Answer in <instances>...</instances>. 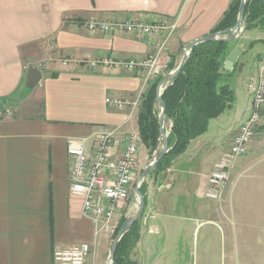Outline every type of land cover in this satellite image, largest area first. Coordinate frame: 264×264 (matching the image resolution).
Instances as JSON below:
<instances>
[{"label":"crops","instance_id":"obj_1","mask_svg":"<svg viewBox=\"0 0 264 264\" xmlns=\"http://www.w3.org/2000/svg\"><path fill=\"white\" fill-rule=\"evenodd\" d=\"M232 1L0 0V114L9 106L20 112L0 116V264H52L55 250L81 243L92 248L87 264H107L113 233L96 227L70 194L67 142L84 141L90 149L102 129L138 135V109L117 111L105 100L141 99L152 79L143 70L85 63L104 57L143 61L166 33L137 38L89 31L82 24L176 21L161 54L169 69L179 64L188 43L211 33ZM240 38L244 50L235 43ZM235 40L228 43L229 54L240 51L229 80L232 107L211 120L168 169H153L143 181L145 206L130 253L137 264L264 262V131L236 162L221 202L206 195L209 175L250 106L244 82L264 54V20ZM30 68L42 78L29 88ZM26 97L33 101L23 104ZM121 151L114 146L111 155L119 158ZM149 157L140 143L135 172ZM246 171L257 175L244 193H236L235 183Z\"/></svg>","mask_w":264,"mask_h":264},{"label":"built area","instance_id":"obj_2","mask_svg":"<svg viewBox=\"0 0 264 264\" xmlns=\"http://www.w3.org/2000/svg\"><path fill=\"white\" fill-rule=\"evenodd\" d=\"M82 25L89 31L120 32L137 38L154 37L165 31L163 40L157 43L154 52L143 61L104 57L85 63L91 68L103 65L130 71L143 70L148 80L164 75L161 54L168 38L176 31V21L168 24L164 21L147 23L131 19L90 20ZM244 85L250 106L232 135L229 148L222 154L208 178L206 195L217 202L222 199L235 163L247 153L249 143L264 124V54L257 62L255 72L245 79ZM140 100L107 97L105 102L117 111H134L139 108ZM140 143L138 135H123L119 129L100 130L91 142L90 149H87L84 141L67 142L69 192L81 200L83 215L93 220L99 229L106 228L114 233L124 205L134 193L131 180L136 170ZM117 145L122 146L119 158L111 155V149ZM91 252L88 243L57 249L53 252L52 264H87Z\"/></svg>","mask_w":264,"mask_h":264},{"label":"trees","instance_id":"obj_3","mask_svg":"<svg viewBox=\"0 0 264 264\" xmlns=\"http://www.w3.org/2000/svg\"><path fill=\"white\" fill-rule=\"evenodd\" d=\"M239 5L240 0H233L211 33L233 28L237 21ZM243 20L246 30L258 27L264 20V0H248ZM228 55L227 42L209 41L197 44L182 70L162 91L165 125L168 123L169 126L168 129L165 128L168 131V152L153 171L168 169L172 160L182 154L191 141L207 131L211 120L232 107L235 96L229 80L234 76V70L223 69ZM174 68V65H171L168 71ZM162 79L157 77L151 80L138 108V137L150 155L159 146L158 114L155 106L157 86ZM141 186L139 191L144 196ZM122 224L123 220L114 231L112 240ZM138 238L137 221L120 240L113 264H137L130 260L129 256Z\"/></svg>","mask_w":264,"mask_h":264},{"label":"water","instance_id":"obj_4","mask_svg":"<svg viewBox=\"0 0 264 264\" xmlns=\"http://www.w3.org/2000/svg\"><path fill=\"white\" fill-rule=\"evenodd\" d=\"M248 0H240V5L238 9V14H237V21L236 24L233 28L228 29L223 32H218V33H211L208 34L204 37L198 38L190 43H188L185 47L184 53L182 55V58L179 62V64L172 70L170 71L163 79L162 81L159 82L156 90V103L159 106V117H158V127H159V135H158V141H159V146L156 148L154 151L152 158L150 159L149 163L147 166L143 169L141 172V175L136 181V186L134 188V193L137 197V202H138V208L136 212L128 217L124 223L121 225L116 237L114 238L110 250H109V255H108V264H113L114 261V256L115 252L117 249V246L122 239V237L129 231V229L132 227V225L137 222L144 210L145 202H144V197L139 191V187L141 183L144 181V179L150 174V172L156 167V165L163 159V157L167 154L168 152V131L165 129V105L163 101L161 100V94L164 88L167 86V84L170 83V81L175 78L179 72L182 70L183 66L187 62L193 48L200 43L203 42H209V41H223V42H231L235 40L239 34H241L244 29H245V24L243 20L244 16V10H245V5ZM240 54V51L238 49H234L226 58L224 64H223V69L225 71H231L234 62L238 58ZM42 74L41 71L36 69V68H30L28 69L27 76H26V86L27 87H35L41 80Z\"/></svg>","mask_w":264,"mask_h":264},{"label":"rangeland","instance_id":"obj_5","mask_svg":"<svg viewBox=\"0 0 264 264\" xmlns=\"http://www.w3.org/2000/svg\"><path fill=\"white\" fill-rule=\"evenodd\" d=\"M234 41V40H233ZM235 43H237L238 44V46L241 48V49H245V40L243 39V38H240V39H237V40H235ZM161 63H162V61H161ZM162 65H163V63H162ZM164 66V65H163ZM165 67V66H164ZM169 69H164V75L163 76H158V77H161V78H164L170 71H168ZM157 78V77H156ZM155 79V78H154ZM155 81V80H154ZM30 91H31V89H29ZM29 91V92H30ZM235 91V90H234ZM240 92H241V89H240ZM236 94H237V91H236ZM24 101V102H23ZM30 101H33L32 99H27V97H26V100L25 99H23L22 100V102H23V104H25L26 102H28V104H29V102ZM17 102L18 101H16L14 104H17ZM19 105V104H18ZM17 105V106H18ZM33 105V104H32ZM37 108L40 106V100H36L35 101V104H34ZM16 106V105H15ZM15 107L13 106V109H12V107H3L2 109H1V111H2V113L0 114V116H8V115H15V116H18L19 115V110H15L14 109ZM39 109V108H38ZM155 111H157V120H158V117H159V106H158V104L156 103V106H155ZM168 123L165 125V128L166 129H168ZM264 131V124L258 129V132L257 133H261V132H263ZM256 133V134H257ZM256 137V135L254 136V138ZM253 138V139H254ZM252 139V140H253ZM251 140V141H252ZM153 155V154H152ZM152 155H150V157H149V160H148V163H149V161H150V159L152 158ZM147 163V164H148ZM236 164V163H235ZM147 166V165H146ZM235 166V165H234ZM215 167V166H214ZM234 168V167H233ZM233 168H232V170H231V172H230V177H229V180L227 181V183H226V185H225V188H224V190H223V195H222V198H223V196H224V193H225V190H226V188H227V185L230 183V180H231V177H232V171H233ZM143 171V170H142ZM141 171V172H142ZM213 171V170H212ZM211 171V172H212ZM141 172H134V175H133V178H132V180H131V185H132V187H133V189L135 188V186H136V181H137V179L139 178V176L141 175ZM256 175H257V173H255V175H254V177L252 178L251 177V175H249V173L246 171L245 172V174L242 176V177H240V178H238V180L236 181V183H235V185H236V193H244L245 192V190L247 189V186L249 185V183L251 182L250 180H251V178L252 179H254L255 177H256ZM210 176V175H209ZM149 176H147L146 178H145V180L148 178ZM144 180V181H145ZM257 184H256V186H255V189H256V191H258L259 190V183L258 182H256ZM142 185V186H141ZM141 187H142V191H143V188L145 187L144 186V182H142L141 183ZM208 187H209V185H208ZM262 188V187H261ZM222 200V199H221ZM221 200L219 201V202H221ZM137 208H138V202H137V197H136V195H135V193H132V195H131V197H130V199H129V201H128V203H126L125 205H124V208H123V211H122V215H121V217L118 219V224H117V227L119 226V224L121 223V220H123V223H124V221L128 218V217H130V216H132L135 212H136V210H137ZM242 216V215H241ZM116 230H117V228H116ZM115 233H113L112 235H114ZM113 237V236H112ZM112 242H113V240H112ZM129 258H130V256H129ZM108 264V263H107ZM222 264H224V263H222ZM225 264H230L229 262H227V263H225ZM231 264H243L242 263V261H236V262H234V263H231ZM251 264H264V262L262 261V262H258V261H255V262H253V263H251Z\"/></svg>","mask_w":264,"mask_h":264}]
</instances>
